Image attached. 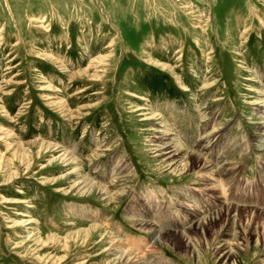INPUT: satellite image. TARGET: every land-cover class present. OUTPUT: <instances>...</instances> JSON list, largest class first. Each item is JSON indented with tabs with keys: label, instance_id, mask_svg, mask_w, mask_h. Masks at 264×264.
Instances as JSON below:
<instances>
[{
	"label": "rangeland",
	"instance_id": "obj_1",
	"mask_svg": "<svg viewBox=\"0 0 264 264\" xmlns=\"http://www.w3.org/2000/svg\"><path fill=\"white\" fill-rule=\"evenodd\" d=\"M221 162L264 172V0H0V264H264Z\"/></svg>",
	"mask_w": 264,
	"mask_h": 264
},
{
	"label": "bare ground",
	"instance_id": "obj_2",
	"mask_svg": "<svg viewBox=\"0 0 264 264\" xmlns=\"http://www.w3.org/2000/svg\"><path fill=\"white\" fill-rule=\"evenodd\" d=\"M165 139H167V138H165ZM175 147H176V146H175ZM179 151H180V150H179ZM171 152H172V151H171ZM168 154H171V153L168 152ZM174 155H175V154H174ZM174 155H173V156H174ZM166 156H167V155H166ZM173 156H172V157H173ZM178 156H179V154H178ZM181 158H182V157H181ZM175 159H176V158H175ZM190 160H191V159H190ZM199 161H200V160H199ZM178 162H179V161H178ZM193 162H194V161H193ZM197 162H198V161H197ZM180 163H181V162H179V164H180ZM187 164H188V163H187ZM196 165H197V164H196ZM198 166H200V165H198ZM204 166H205V165H204ZM200 167H201V166H200ZM187 169H188V168H187ZM199 172H200V170H199ZM221 188H222V187H221ZM222 211H223V210H222ZM215 218H216V217H215ZM218 218H219V217H218ZM216 220H217V219H216ZM203 221H204V220H203ZM203 221H202V222H203ZM212 221H213V220H212ZM214 222H215V221H214ZM227 222H228V221H227ZM202 225H203V223H202ZM205 225H206V224H205ZM222 226H223V225H222ZM159 231H160V230H159ZM193 231H194V230H193ZM176 232H177V231H176ZM180 232H181V231H180ZM202 232H203V231H202ZM159 233H161V231H160ZM203 233H204V232H203ZM157 235H158V234H157ZM159 237H160V236H159ZM155 239H156L157 241H160L158 237H156ZM172 239H173V238H172ZM256 239H257V238H256ZM259 239H260V238H259ZM185 240H186V239H185ZM189 241H190V240H189ZM181 243H182V242H181ZM189 243H190V242H189ZM188 247H189V245H188ZM231 248H232V247H231ZM188 250H189V249H188ZM226 250H227V249H226ZM227 251H228V250H227ZM230 251H231V250H230ZM232 251H233V250H232ZM129 253H130V252H129ZM131 256H132V255H131ZM137 257H138V255H137ZM226 259H227V258H226Z\"/></svg>",
	"mask_w": 264,
	"mask_h": 264
}]
</instances>
